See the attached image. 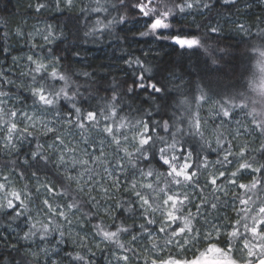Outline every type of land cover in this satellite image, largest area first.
<instances>
[{"label":"clouds","instance_id":"1","mask_svg":"<svg viewBox=\"0 0 264 264\" xmlns=\"http://www.w3.org/2000/svg\"><path fill=\"white\" fill-rule=\"evenodd\" d=\"M0 264H264V0H0Z\"/></svg>","mask_w":264,"mask_h":264},{"label":"snow or ice","instance_id":"2","mask_svg":"<svg viewBox=\"0 0 264 264\" xmlns=\"http://www.w3.org/2000/svg\"><path fill=\"white\" fill-rule=\"evenodd\" d=\"M180 43L181 44H184V43L192 44V43H194V41L180 40Z\"/></svg>","mask_w":264,"mask_h":264}]
</instances>
